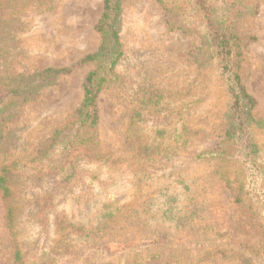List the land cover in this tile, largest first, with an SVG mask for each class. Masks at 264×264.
Instances as JSON below:
<instances>
[{
  "label": "rangeland",
  "instance_id": "obj_1",
  "mask_svg": "<svg viewBox=\"0 0 264 264\" xmlns=\"http://www.w3.org/2000/svg\"><path fill=\"white\" fill-rule=\"evenodd\" d=\"M238 2L249 157L221 144L228 99L216 60L197 30H171L155 0L120 5L121 56L97 96L94 134L71 122L103 0H0V98L14 77L62 70L0 115V176L10 169L12 189L0 193V264L14 245L29 264H264V209L236 204L219 175L244 165L264 188V0ZM221 147L224 165L206 154ZM8 206L19 211L14 232Z\"/></svg>",
  "mask_w": 264,
  "mask_h": 264
},
{
  "label": "trees",
  "instance_id": "obj_2",
  "mask_svg": "<svg viewBox=\"0 0 264 264\" xmlns=\"http://www.w3.org/2000/svg\"><path fill=\"white\" fill-rule=\"evenodd\" d=\"M175 20L168 21L169 28L188 32L189 28L197 30L200 42L205 46L211 57L216 60L218 76L225 83V92L228 99V107L225 116L224 139L221 144L231 141L237 142L242 151H246V157L255 155L257 145L252 141L250 126L253 122L251 110L253 100L245 92L240 79L241 62V38L237 34L240 21L248 10H243L238 0H220L221 6L214 5L217 0H155ZM123 0H103L102 13L96 25V31L100 36V45L95 53L88 55L83 60L92 63L94 68L86 75L82 86V100L74 113L71 128L75 130L88 129L94 134L97 124L96 100L98 94L106 90L113 81V71L121 56L119 44V13ZM218 9V10H216ZM62 70L48 68L29 75L27 78L20 76L12 78L17 84L8 88L1 94L0 115L13 103H24L33 98L35 93L47 84H50ZM8 74L0 75L7 78ZM4 118L0 120V125ZM74 138V135H73ZM90 141V140H89ZM224 147L218 152H209L219 158L218 163L224 165ZM251 161L245 160V164ZM244 164V163H243ZM4 169L0 176V193L9 196L12 191L8 185L10 176ZM239 176L220 170L222 179L236 204H248L254 211L264 209V188L258 176L251 170L241 168ZM46 197V196H45ZM111 213L108 215L110 216ZM19 216L18 207L8 206L6 220L9 230H15ZM95 230V229H94ZM123 246L122 248H125ZM106 248V246H103ZM13 260L11 264H29L22 258V250L19 245L11 249ZM107 259L110 256H106ZM105 259V258H104ZM41 264V259L33 260ZM136 264H144L136 263Z\"/></svg>",
  "mask_w": 264,
  "mask_h": 264
}]
</instances>
